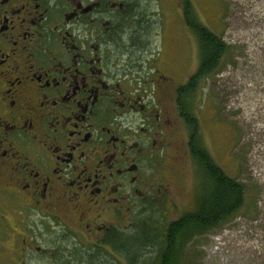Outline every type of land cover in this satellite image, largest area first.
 Listing matches in <instances>:
<instances>
[{"label":"flooded vegetation","instance_id":"flooded-vegetation-1","mask_svg":"<svg viewBox=\"0 0 264 264\" xmlns=\"http://www.w3.org/2000/svg\"><path fill=\"white\" fill-rule=\"evenodd\" d=\"M156 23L150 0H0V264L168 256L146 205L166 150L189 151L176 88L194 70L175 83ZM139 226L149 260L123 250Z\"/></svg>","mask_w":264,"mask_h":264},{"label":"rangeland","instance_id":"rangeland-1","mask_svg":"<svg viewBox=\"0 0 264 264\" xmlns=\"http://www.w3.org/2000/svg\"><path fill=\"white\" fill-rule=\"evenodd\" d=\"M150 1L157 21L150 48L158 52L162 32L163 53L165 49L170 63L168 74L176 84L185 81L196 66L198 46L184 22L181 0ZM190 1L199 20L228 45L219 72L201 80L197 90L200 139L212 161L231 179L244 184L245 194L243 204L232 216L219 226L194 234L183 245L178 261L264 264V0ZM171 90L173 93V86ZM176 133L179 131L173 141ZM166 151L168 155L158 166L165 175L164 186L160 193L151 192L146 206L163 224L194 209L196 198L207 187L184 143L180 149L171 146ZM156 245L161 250L158 241ZM135 246L139 247L135 253L145 255L144 259L153 256L152 250L145 249L147 245Z\"/></svg>","mask_w":264,"mask_h":264},{"label":"trees","instance_id":"trees-1","mask_svg":"<svg viewBox=\"0 0 264 264\" xmlns=\"http://www.w3.org/2000/svg\"><path fill=\"white\" fill-rule=\"evenodd\" d=\"M181 10L186 26L196 38L198 60L194 71L189 75L188 81L179 84L176 88V102L179 110L182 113L186 112L185 116L189 127L194 126L193 134L188 143L189 153L198 175L200 174L202 182L207 187L203 195L196 198L194 209L186 211L177 220L163 224L155 219L157 225L163 226L161 231L156 228V238L151 242V245L156 246L157 251L159 250L156 245L157 241L162 248L165 240L164 226H167L170 233V237L167 239L170 240L169 251L167 254H163L165 256L168 255L166 257L168 262L162 255L161 262L158 259L152 260V262L157 261L158 264H180L178 261L179 252L184 242H190L194 234L219 226L232 216L243 204L245 194L244 184L238 180L231 179L223 172L221 167L212 161L210 154L201 142L198 119L196 112H194L197 90L200 87L201 80L220 70L228 45L220 35L199 20L190 0H181ZM145 222L140 221L141 226ZM142 227L139 229L140 231L136 232L138 233V236H136L138 238L133 241L124 240L123 250L129 257H133L134 250L139 248L135 244H149L147 228L143 231ZM92 259L90 264H108V262H95V259ZM130 262L127 264H136L131 259ZM139 264L143 263L140 262Z\"/></svg>","mask_w":264,"mask_h":264}]
</instances>
